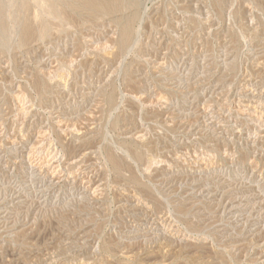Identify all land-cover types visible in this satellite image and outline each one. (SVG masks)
Wrapping results in <instances>:
<instances>
[{
  "label": "rangeland",
  "instance_id": "obj_1",
  "mask_svg": "<svg viewBox=\"0 0 264 264\" xmlns=\"http://www.w3.org/2000/svg\"><path fill=\"white\" fill-rule=\"evenodd\" d=\"M54 1L3 0L0 264H264V0Z\"/></svg>",
  "mask_w": 264,
  "mask_h": 264
},
{
  "label": "bare ground",
  "instance_id": "obj_2",
  "mask_svg": "<svg viewBox=\"0 0 264 264\" xmlns=\"http://www.w3.org/2000/svg\"><path fill=\"white\" fill-rule=\"evenodd\" d=\"M122 1L123 0H79V2H70L69 1L70 3H68V4L71 8L83 9L84 11H86L92 15H97V14H101V13H111V12L118 10L122 6ZM15 3H16V1H15ZM24 4L25 5H23V7H25V9H27V4L26 3H24ZM16 5H17V3H16ZM49 8H51L49 10V12L52 16L57 17L61 14L62 10L59 11V9L57 7V2H55V1L53 2V0H52V2H50V4H49ZM6 22H8V21H6V13L4 11V2H3V0H0V31H4L6 29ZM130 27H131V25H130ZM7 28H9V27H7ZM17 28L18 27H16V29ZM31 29H32V27H31L29 21L27 19H24L22 21V27H21V30L23 32V36H22L23 40H27L30 38ZM46 30L47 29H45V33H46ZM17 31H19V29ZM129 33H130V29L127 26L123 29V42L124 43L128 39ZM3 36H5V35H3ZM31 36H33V35H31ZM2 39H3V37H2ZM20 44H22V43H20Z\"/></svg>",
  "mask_w": 264,
  "mask_h": 264
}]
</instances>
